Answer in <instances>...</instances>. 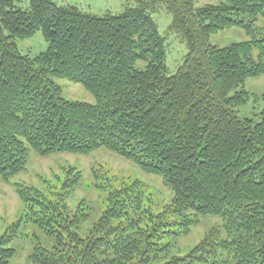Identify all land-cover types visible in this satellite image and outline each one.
Here are the masks:
<instances>
[{
	"label": "trees",
	"instance_id": "trees-1",
	"mask_svg": "<svg viewBox=\"0 0 264 264\" xmlns=\"http://www.w3.org/2000/svg\"><path fill=\"white\" fill-rule=\"evenodd\" d=\"M0 0V179L26 170L30 151L40 157L89 155L105 149L161 176L174 191L167 215L154 223L135 183L110 194L107 209L85 235L82 214L62 204L78 184L50 200L39 189L17 185L27 217L56 240L39 246L34 264H264V109L259 120L239 118L251 94L249 78L264 76V0H224L196 7L195 0H126L122 14H91L53 0H27L28 10ZM172 15L171 32L188 47L183 65L168 75L165 38L152 17ZM231 27L253 35L220 48L211 36ZM38 31L48 43L35 58L16 40ZM258 53L259 60L254 59ZM55 78L81 84L95 104L63 97ZM70 172V171H69ZM72 173V172H71ZM223 220L183 257L162 247L171 228L196 218ZM16 225L0 239V264L16 250ZM225 236V237H223Z\"/></svg>",
	"mask_w": 264,
	"mask_h": 264
},
{
	"label": "rangeland",
	"instance_id": "rangeland-1",
	"mask_svg": "<svg viewBox=\"0 0 264 264\" xmlns=\"http://www.w3.org/2000/svg\"><path fill=\"white\" fill-rule=\"evenodd\" d=\"M59 6H74L82 11L103 16L108 13L115 15L126 11V0H53ZM224 0H195L196 7L219 5ZM18 8L28 10L27 0L16 3ZM157 23L160 34L165 38L166 65L168 75H175L183 65L188 54L187 45L180 37L169 30L172 15L164 7H160L151 14ZM255 37L264 35V19L258 20L254 26ZM253 35L240 27H231L211 36L210 42L220 48L249 41ZM18 49L23 55L35 58L48 49L44 35L38 31L34 36L16 40ZM254 59L259 60L258 53ZM62 89L64 98L70 101L95 104V97L81 84L67 79L55 78ZM245 89L251 94L249 102L237 109L239 118L259 120L260 112L264 109V76L249 78ZM70 171V172H69ZM72 172V173H71ZM80 175L78 184L74 186L62 204L69 214H82L86 221L79 228V233L85 236L100 220L107 209L110 194L116 190L140 185L144 193V208L154 217V223L159 222V215L171 208L174 191L165 179L158 175L145 172L133 162L105 149L96 150L89 155L57 154L40 157L30 151V160L26 170L14 176L11 181L0 179V239L13 227L17 228V237L10 247L16 250V255L10 264H34L31 255L39 246L51 249L55 245V238L47 234L37 223L29 220L25 204L17 193V185H25L39 189L48 199L58 200L65 193L64 185L68 180L74 181ZM168 213V212H167ZM162 217L169 221L176 219L172 215ZM171 228V234L163 239L162 247H170L166 257H183L187 255L206 235L212 231L225 235L223 220L220 217L208 216L196 218V223L188 232L183 221ZM225 237V236H223Z\"/></svg>",
	"mask_w": 264,
	"mask_h": 264
}]
</instances>
